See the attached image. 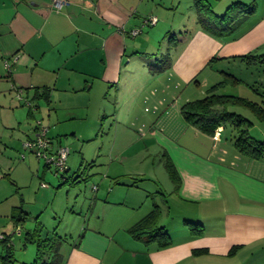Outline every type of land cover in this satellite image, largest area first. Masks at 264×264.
Segmentation results:
<instances>
[{
	"label": "crops",
	"instance_id": "0c3cea01",
	"mask_svg": "<svg viewBox=\"0 0 264 264\" xmlns=\"http://www.w3.org/2000/svg\"><path fill=\"white\" fill-rule=\"evenodd\" d=\"M177 1L67 0L58 10L53 0H0V86L4 83L7 87L5 92L0 90V101L4 97L16 103L3 114L5 126L9 130L19 128L22 137L33 139L37 126H24L25 131L21 126L35 118L37 110L42 108L39 101L45 99L38 94L44 88L50 90V102L45 100L49 105L55 96L87 93L96 88L109 95L115 93L119 102L113 113L119 119L131 118V125L145 124L146 114H166L164 101L175 95V88L196 79L190 78L193 73L189 70L194 69L192 58L197 42L215 46L214 51L206 52L208 57L226 46L232 47L234 54L264 47V8L260 10L259 4L257 12L240 27L248 28L244 34L239 28L233 36H217L201 27L198 36L183 38L179 44L168 47L169 55L172 56L173 48L178 54L173 53L175 61L164 67L159 57L163 45L160 37L162 32L167 35L178 29L174 15L170 16L173 12L170 9H174ZM209 1L214 11L223 15L234 2L253 0H232L229 5L224 0ZM151 16L163 21L145 24ZM133 30L140 33L134 36ZM179 51L184 53L179 56ZM171 80L176 84H171ZM16 86L19 87L14 92ZM22 87L26 89L28 106L21 104L25 107L20 120L16 97L19 98ZM207 137L211 140L206 145L210 150L209 161L197 163L192 167L196 168L194 173L187 172L180 181V190H186L188 198L202 196L205 201L217 197L218 209L189 217L204 224V234H196L179 219L169 221L170 218L163 217L161 224L171 235L170 245L164 247L156 240L136 237L130 229L156 204L162 208L160 187L154 179L142 182L128 174L108 175L109 178L98 183V190L84 197L78 209L84 214V221L79 218L80 225L74 224L65 235L59 231L60 223L44 229V237L58 234L65 239L60 248L63 264H264V160L240 154L234 143H215L212 136ZM49 166L46 163L43 167L44 178ZM37 168L40 172L41 164ZM79 173L80 170L67 174L65 182L75 186L85 181ZM2 177L0 170V180ZM13 183L18 182L13 180ZM50 187L47 182H41L40 194ZM48 191L45 196L50 198L53 190ZM21 199L10 211L15 227L22 225L20 222L28 220L27 215L32 213L25 208L24 197ZM18 207L26 217L17 213ZM32 217L34 221L27 233L39 223L46 227L41 218ZM12 241L9 236L8 243ZM235 247L236 257L226 259L234 255L231 251ZM200 250L206 252L196 254Z\"/></svg>",
	"mask_w": 264,
	"mask_h": 264
},
{
	"label": "rangeland",
	"instance_id": "374dc122",
	"mask_svg": "<svg viewBox=\"0 0 264 264\" xmlns=\"http://www.w3.org/2000/svg\"><path fill=\"white\" fill-rule=\"evenodd\" d=\"M231 1L224 0L227 5ZM257 4H260V10L264 8V0H257ZM170 10L173 11L169 12L171 17L174 15L173 22L178 25L176 32L172 31L175 38L183 40V38L198 36V30L203 28V25L199 23L196 0H183V2L178 0L174 9ZM163 12L167 10L163 9ZM240 29H243L244 34L248 28ZM172 33L168 32L165 36L162 32V36L160 35L163 45L159 57L162 60L168 56V47L176 41L171 40ZM233 35L234 33L229 36ZM197 43L199 44H196L193 49L192 67L194 69L192 72L189 70L193 73L190 78L196 79L177 88L173 86L176 90L175 95L170 100L164 101L166 114L163 116L161 113L155 114L156 116L152 113L146 114L145 124L136 125L137 123L133 122L134 125H131L129 123L131 118L119 119L113 113L119 102L116 94H106L100 91V88L76 95L55 96L51 105L45 100L39 101L42 108L37 110V116L25 121L21 129L25 131L24 126L27 125L38 127V122L41 121L44 126L49 127L47 136L54 138L58 144L70 148L68 165L71 169L67 174L80 170L81 175L80 173L78 175L86 178L75 186L67 184L64 179L68 175L65 174L64 177L62 173L59 174L54 165L49 166L48 173L45 178L43 177L45 160L39 162L37 156L26 149L25 143L29 139L22 137L19 128L9 130L3 122V114L8 112L10 107H15L16 103L12 101V98H1L0 105L3 107L0 106V170L3 172V177L0 180V235L7 234L13 239L11 244H13L14 264H30L37 256L38 244L30 240L27 234L29 224L34 221L32 215L38 217L40 209L38 219L41 218L46 224L44 227L39 223L32 232L40 228V225L43 229L49 230L60 223L59 231L64 233L62 235L69 233L74 224L80 225L79 218L84 221V214L78 210L84 197L89 196L94 190V185H98L108 175L116 177V175L128 174L132 176L131 178L142 182L154 179L163 196L162 212L164 214L161 219L163 217L170 218L169 221L179 219L184 225H188V228L190 224L186 221L190 220V216L218 209L219 206L215 202L217 197H208L205 201L202 200V196L188 198L184 192L186 190L181 192V183L173 178L169 169L170 165L174 166L178 171V177L183 180L188 173H194L196 168H192L193 166L197 163L201 165L203 161H209L210 158V150L206 146L211 144V140L207 137L209 134L190 124L182 114V107L188 101L205 98L209 90L219 83L222 84L217 90L219 94L244 97L264 107V67L251 63L243 57L264 53V47L250 48L240 54H234L231 52L232 47L226 46L208 57L206 52L214 51L215 46H209L203 41ZM173 50L174 48L172 58L175 61L174 55L177 56L178 52L176 49ZM181 52L184 53L179 51V56ZM171 82L176 84L175 80ZM17 87L19 86H16L14 92H17ZM0 90L7 91L4 83H1ZM20 92L19 98L18 95L16 97L17 105L20 106L17 119L22 118L20 114L25 107L21 104L28 106L24 96L25 87L20 88ZM229 109L250 118L254 123L250 126V133L264 139V120L260 119L255 112L242 103L230 104ZM237 133V129L232 125H224L216 134L209 136L214 138L215 143H234L232 139ZM36 134L37 132L34 136ZM39 164H41L40 172L37 170ZM12 179L18 183H13ZM41 182L50 184L53 190L50 198L45 196L46 191L51 190L49 188L45 189L44 194H40ZM22 197L25 200V208L32 213L29 214L30 216L27 215L28 220L20 222L22 225L15 227L10 218V211L15 205L21 203ZM16 210H18L17 213L21 212L20 216L26 217L21 208L18 207ZM3 226L9 230L5 231ZM19 229L22 230L21 233ZM3 244L0 243V264H4L5 260L2 256L6 253ZM236 255L226 259H234Z\"/></svg>",
	"mask_w": 264,
	"mask_h": 264
},
{
	"label": "trees",
	"instance_id": "16d2710c",
	"mask_svg": "<svg viewBox=\"0 0 264 264\" xmlns=\"http://www.w3.org/2000/svg\"><path fill=\"white\" fill-rule=\"evenodd\" d=\"M196 6L199 11V23L203 25L204 29L219 36L233 34L258 10L257 0H253L249 3L244 1L234 2L227 8L223 15H218L214 11V7L209 0H196ZM172 39L176 40L175 43L177 44L182 41V39L175 38L173 33L171 36V40ZM243 57L251 63L260 64L264 67V53L244 55ZM172 60V56L168 54V56L163 59L164 67L165 65L169 66ZM221 85L220 83L214 85L205 98L185 103L182 107V114L190 124L209 135L216 134L221 126L232 125L238 131L234 139H232L236 150L240 154L251 159L264 160V139H260L250 133V126L254 124L253 121L241 113L231 111L229 106L234 103L245 104L263 120L264 107L244 97L231 94H219L217 90ZM38 95L50 102L51 95L48 88L42 89ZM50 138L52 139L54 147H57L58 144H56L54 138ZM169 169L172 172L173 178L180 183L181 179L178 177L177 169L171 165ZM162 214V208L160 205L156 204L154 209L136 223L130 231L136 237L146 238L148 241L156 240L161 246L165 247L170 245L172 243V238L167 227L161 224ZM186 222L190 224V229L196 234H204L205 226L203 223L190 220ZM39 227L40 228H37L34 232L27 233L30 236L29 239L38 244L37 256L30 264H63L64 259L60 248L65 239L58 234L54 237H44L43 226L40 225ZM8 241L9 236L5 234V238L1 241L5 244L4 248L6 251V253L2 255L5 259L4 264H14L12 256L13 245L8 243ZM237 249L238 248L235 247L231 251V254L236 253ZM205 252V250H200L196 251V254H203Z\"/></svg>",
	"mask_w": 264,
	"mask_h": 264
},
{
	"label": "built area",
	"instance_id": "2783aa9c",
	"mask_svg": "<svg viewBox=\"0 0 264 264\" xmlns=\"http://www.w3.org/2000/svg\"><path fill=\"white\" fill-rule=\"evenodd\" d=\"M67 0H53V6L56 9H61ZM157 16L148 17L145 21V24H157L158 23ZM140 33V30H133L132 35L136 36ZM49 131V127L44 126L41 121L38 122V129L36 137L32 140H29L25 143V147L32 150L36 156L40 160H45L48 165H54L56 167V171L60 174L62 173L65 177L70 171V167L68 165V158L70 155V148L67 146H63L58 144L57 147H54L52 143V139L47 136ZM66 178V177H65ZM94 190H98V185H94ZM22 230L19 229V233ZM5 238V234L0 235V242Z\"/></svg>",
	"mask_w": 264,
	"mask_h": 264
},
{
	"label": "water",
	"instance_id": "95a60500",
	"mask_svg": "<svg viewBox=\"0 0 264 264\" xmlns=\"http://www.w3.org/2000/svg\"><path fill=\"white\" fill-rule=\"evenodd\" d=\"M67 178V177H66Z\"/></svg>",
	"mask_w": 264,
	"mask_h": 264
}]
</instances>
